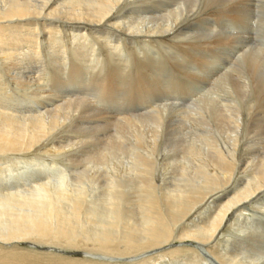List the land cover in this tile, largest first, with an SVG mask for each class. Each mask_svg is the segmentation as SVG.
<instances>
[{
  "label": "bare ground",
  "instance_id": "1",
  "mask_svg": "<svg viewBox=\"0 0 264 264\" xmlns=\"http://www.w3.org/2000/svg\"><path fill=\"white\" fill-rule=\"evenodd\" d=\"M52 42L60 43V51L52 52ZM58 52L62 59L55 61ZM3 55L11 62L9 72L15 70L12 80L25 84L37 104L23 119L24 114L19 119L0 111V154L19 155L17 163L26 165L8 166L0 176V208L24 212L0 211L11 218L0 233V248L47 240L64 248L84 245L89 254L83 261L41 260L3 248L0 264H186L190 251L199 255L191 264H264V0H0ZM34 64L52 67L50 77L46 71L27 75ZM207 90L215 96L202 99ZM131 112L138 115L116 117ZM132 148L144 166L137 172L140 187L149 195L140 225L121 228V190L110 196L115 221L97 231L93 223V233L76 226L86 196H77L70 215L62 210L69 205H57L65 196L54 201V193L63 198L66 187L80 186L87 172L100 182L108 171L86 168L69 181L65 170L56 180L39 178L45 174L40 151L43 158L64 154L69 166L83 164L87 156L88 167L114 165ZM180 153L190 155L194 166L183 164L164 214L152 196L158 188L154 166L159 157ZM120 175L107 178L111 187H122Z\"/></svg>",
  "mask_w": 264,
  "mask_h": 264
},
{
  "label": "rangeland",
  "instance_id": "2",
  "mask_svg": "<svg viewBox=\"0 0 264 264\" xmlns=\"http://www.w3.org/2000/svg\"><path fill=\"white\" fill-rule=\"evenodd\" d=\"M60 44V43H59ZM59 44H55V45H53V42H52V45H50V46H53L54 47V51H52V52H55V51H57V50H59L60 51V49H58L60 46H59ZM62 45V44H61ZM57 49V50H56ZM25 50V49H24ZM47 51H48V53L51 51L50 49H49V47H48V49H47ZM5 51H3V53H4ZM81 52H84L85 53V50L84 51H81ZM91 53V52H90ZM90 53H89V55H90ZM29 54H31V56H33L32 54V52L31 53H29ZM25 55V57H30V55ZM45 54H46V52H45ZM2 55V54H1ZM59 55V56H58ZM61 54L58 52L57 53V56H55V61L58 59H62V55L60 56ZM44 56V55H43ZM45 56H48V55H45ZM44 56V57H45ZM84 56H85V58H83V61H86V59H87V53H85L84 54ZM84 56H82V57H84ZM2 58L0 59V75L2 76V77H0V111H2V112H9V114L6 112V114H8V115H10L11 116V114L13 113V115L12 116H17V117H19V119H20V117H21V114H22V116H23V114H24V116L21 118V119H23L24 117H29L30 115H32V114H34L35 113V111H36V106H34V104L36 105L37 103H36V101H35V99H33V96H31L29 93H26L25 92V84L24 85H22V82L19 80V82H15L14 80H12V77H11V73H14L15 72V70H13L12 69V72L10 73L9 72V67H10V65H11V62H10V60H6V59H4V55L3 56H1ZM48 58H50V60H52V58H51V56L50 57H48ZM48 58H46V59H48ZM57 58V59H56ZM24 60L26 59V58H23ZM35 59L37 60V58H36V56H35V58H34V62H35ZM54 59V58H53ZM50 60H47L48 62L50 61ZM57 60V61H58ZM4 61V62H3ZM19 63L18 64H20V60L18 61ZM21 62H22V59H21ZM47 62V63H48ZM4 63V64H3ZM50 64H51V61H50ZM52 65V64H51ZM34 66H35V64H34ZM17 67L19 68V65H17ZM51 67V66H50ZM41 68V69H40ZM218 68V67H217ZM222 68V67H221ZM1 71H3V72H1ZM37 71H40V72H44V71H46L47 72V75H49V77H50V74L52 73V67H51V70H47L46 69V67L45 66H42L41 65V67H40V64L37 66H35V67H32L31 69H29L28 70V72H26V74L27 75H32V76H37V74L35 73V72H37ZM89 72H91V69H89L88 70ZM33 72L36 74H33ZM43 74V73H42ZM90 74V73H89ZM2 78V79H1ZM6 80V81H5ZM4 81V82H3ZM43 81V80H42ZM12 82H13V84H12ZM21 82V83H20ZM9 83H11L10 85L12 86V90L10 89L9 90V88H10V86H9ZM18 83H20V84H18ZM5 84V85H4ZM18 84V85H17ZM33 86V89L35 88L36 89V84L33 82V84H32ZM2 86V87H1ZM163 86H165V87H163V89H165V88H167V86H168V83L165 81L164 82V84H163ZM19 88V90H18V88ZM218 87V86H217ZM5 88V89H4ZM14 88V89H13ZM17 88V89H16ZM23 88V89H22ZM198 88H200V87H198ZM7 89V90H6ZM34 89V90H35ZM197 89V88H196ZM17 92V91H19V93L17 92V93H15V91ZM5 91V92H4ZM4 92V93H3ZM30 92V91H29ZM208 92V93H207ZM211 92V93H210ZM209 92V90H207L206 92H205V95H204V97L202 98V99H205V98H207L208 96H212V98L215 96V95H212L213 94V92L212 91H210ZM2 93V94H1ZM22 93V94H21ZM210 93V94H209ZM10 94H13V95H10ZM7 95H8V99H7ZM90 95V94H89ZM88 95V96H89ZM207 95V96H206ZM5 96V97H4ZM14 96H15V98H14ZM18 96H21V97H18ZM29 96V97H28ZM4 97V98H3ZM27 97V98H26ZM190 97V96H189ZM21 98V99H20ZM93 99V100H95L93 97H91V96H89V99ZM5 99V100H4ZM8 101H10L9 102V104L7 103V100ZM10 99V100H9ZM31 99V100H30ZM32 100H34V101H32ZM25 101V102H24ZM13 102V103H12ZM18 104H17V103ZM193 103V102H192ZM6 104H7V108L5 107L6 106ZM180 104V103H179ZM2 105V106H1ZM10 105V106H9ZM26 105H28V106H26ZM163 106L162 107H164V104H162ZM3 106H4V108H3ZM24 106V107H23ZM33 106V107H32ZM20 107V108H19ZM172 107H175V106H172ZM177 107V106H176ZM1 108H3V109H1ZM15 108V109H14ZM171 108V107H170ZM18 109H19V111H18ZM161 109H163V108H161ZM14 110V111H13ZM31 110V111H30ZM32 110H35V111H32ZM12 112V113H11ZM16 112V113H15ZM18 112V113H17ZM20 113V114H19ZM26 113V114H25ZM132 114L134 113V112H131ZM131 113H129V114H124L123 116H120V115H117L116 117L117 118H124L125 116L126 117H128L129 115L132 117V116H137L138 115V113H134L133 115H131ZM142 113V112H141ZM140 113V114H141ZM17 114H19V115H17ZM27 114H29V115H27ZM5 115V114H4ZM26 115V116H25ZM116 115V114H115ZM129 116V117H130ZM50 145H53V144H50ZM49 145V146H50ZM48 146V147H49ZM85 148V147H84ZM81 149V148H80ZM133 150V151H132ZM131 151H132V153H131ZM135 151H137L135 148H132V149H127L126 151H125V153H123V155H121V156H119L118 158H115V159H117V160H121L120 162L118 161L117 162V160L115 161L114 159H112V161L114 160V162H115V164L113 165H109V166H105L104 164H103V166H95V164L94 163H92L91 162V166L90 165H88V167L86 166L87 164H88V162H87V156H85V157H83V158H85L86 159V161L84 162V163H86V164H80V165H78V166H80L78 169H80V170H77L76 168L78 167V166H72V168H71V166H69L70 164L68 163V161H66V157H64V154L62 155V154H59L58 155V153H56L57 154V156H47V157H44L43 158V156H40V154H42L43 155V151H40V152H38L37 154H39V157H38V159H39V161H40V159H41V163H42V166H44L42 169L44 170V172H45V174H43L41 177H39V178H45V177H47V175H50V176H52V179L53 180H56L57 179V176H59L58 174L59 173H62L63 172V170H65V174H67V172H69L68 174H67V177L68 178H66L68 181L70 180V176H72L71 177V179H76L77 178V176L81 173H83L84 171L86 172V168H88V170H89V172H90V170L91 169H93V171L95 172L96 170H100V174H103L104 172H107L108 173V175L105 177V178H103V180L102 181H100V182H96V178L94 177L95 176V173L93 174V173H88L87 172V174H89V176H87V174H86V178L85 177H82V180H80L81 181V183L82 184H80V186L79 185H77L76 183H74V184H70V186L69 187H71L70 189L68 188V187H66V192H65V194H61L62 196H63V198L60 196V195H56L57 193H54L53 194V196H54V201L57 203V202H60V201H64V196H65V198H67L66 199V201H64V203L63 202H60V203H58L57 205H58V207L60 206V208L62 207L63 208V206H65V205H69L68 207L67 206H65V208H61L62 210H63V212L66 214V215H70L71 214V210H72V204L74 203V201H76V200H78V198L80 197V196H82L81 198H82V200H84V196H86L85 197V200L83 201L84 202V213L81 215V217L83 218V219H79V222L77 223V227L79 228V230H84L85 232L86 231H89V233H93L94 231V226L95 225H97L96 227H95V229H96V231L97 230H99V229H101L104 225H106V224H108V223H112L113 221H115V211H114V207H113V204L115 203L114 202V199H112L110 196H111V194L113 193L114 194V196H116L117 194V191L118 190H121L124 194H125V198L123 199V203H121V213L123 214V216H122V222H121V228H123L124 226H130L131 224L134 226H136L137 224H138V222H140V223H142L143 222V214H144V212L146 211V209L148 208V206H149V201L147 200L148 199V194L146 193V191H144L143 189H142V187H140V185L142 186V184H140V179H139V177L137 178V176L139 175V173H137V172H140L141 170H144V166H140V164H138L139 162L138 161H135V159H134V153H135V155H136V153L137 152H135ZM130 152V153H129ZM134 152V153H133ZM139 153V152H138ZM56 154H54V155H56ZM132 154V155H131ZM184 154L185 153H183V156H182V153H180V154H178V155H176V156H174L173 158L171 157V155H170V158H168V159H164V158H161V157H159L158 158V163H157V165L156 166H154V169H155V174H157V175H155L156 176V179L157 180H155L156 181V184H157V186H158V188L156 187V188H154L153 190H152V196H154V197H156L157 199H158V201L160 202V211H163V213L164 214H166V210H167V204H168V202H170V200L169 199H171V197L175 194V193H173V191H174V188H175V185L181 180V177H180V173H181V171L183 170V167H185L184 165H186V167L187 168H189V166L191 165V163H190V160H191V157H190V155H188V154H185V156H184ZM5 155V156H4ZM129 155H131V156H129ZM122 156L124 157V158H122ZM173 156V155H172ZM180 156V157H179ZM14 157H16V159L14 158ZM20 157L21 156H19V155H12V154H0V176H2L3 175V169H5L6 167H8V166H13L12 167V169L13 170H24L25 168H26V165H23L22 163H17L18 161H17V159L19 158L20 159ZM31 157V158H30ZM37 157L36 156H29L28 158V160H37ZM50 157H52V158H50ZM190 157V158H189ZM11 158H13L12 160H11ZM48 158H50V159H48ZM54 158H55V160H54ZM57 158V159H56ZM65 160H64V159ZM69 158V157H68ZM90 158V157H89ZM88 158V159H89ZM175 158V159H174ZM177 158H182V159H177ZM184 158H187V161H186V159H184ZM5 161H4V160ZM18 159V160H19ZM46 159V160H45ZM53 159V160H52ZM70 159V158H69ZM126 159V160H125ZM177 159V160H176ZM185 160V161H184ZM11 162V161H13V162H11V163H7V162ZM44 161V162H43ZM52 161H54V162H52ZM125 161V162H124ZM161 161V162H160ZM171 163H170V162ZM177 161V162H176ZM182 161H184V163L182 162ZM49 162V163H48ZM50 162H51V164H50ZM60 162V163H59ZM116 162H117V166H115L116 165ZM162 162H163V164H162ZM169 162V165L167 164ZM179 162V163H178ZM58 163V164H57ZM176 165H175V164ZM186 163V164H185ZM2 164V165H1ZM66 164V165H65ZM159 164V165H158ZM161 164V165H160ZM178 164V165H177ZM181 166H180V165ZM184 164V165H183ZM59 165V166H58ZM63 165V166H62ZM121 165V166H120ZM167 165V166H166ZM29 166V165H28ZM69 166V167H68ZM81 166H83V167H81ZM115 166V167H114ZM126 166H127V168H126ZM162 166V167H161ZM169 166V167H168ZM176 166V167H175ZM177 166H178V168H177ZM191 166H194V165H191ZM53 167H55V168H53ZM92 167V168H91ZM114 167V168H113ZM122 167H124V169L122 168ZM158 167V168H157ZM159 167H160V169H159ZM179 167H181V168H179ZM57 168V169H56ZM64 168V169H63ZM67 168H69V169H67ZM81 168H85V170H83V169H81ZM100 168V169H99ZM107 168H108V170H107ZM112 168H113V170H112ZM120 168V169H119ZM138 168H140L139 170H138ZM141 168H143V169H141ZM50 169L52 170V171H50ZM56 169V171H53V170H55ZM76 169V170H75ZM116 169V171L117 170H119V171H117V172H119V173H117V172H115L114 170ZM157 169H158V171H157ZM169 169V170H168ZM121 170V171H120ZM123 170V171H122ZM132 170V171H131ZM133 170H134V172H133ZM160 170V171H159ZM162 170H163V172H162ZM167 170V171H166ZM174 170V171H173ZM181 170V171H180ZM70 171H71V173H70ZM73 171V172H72ZM92 170H91V172H93ZM125 171H127V172H125ZM131 171V172H130ZM21 172H23V171H21ZM50 172V173H49ZM52 172V173H51ZM113 172H114V174H113ZM121 172H124L122 175H120V173ZM172 172V174H170ZM2 173V174H1ZM73 173V174H72ZM126 173V174H125ZM165 173V174H164ZM94 175V176H93ZM113 175H117L116 176V178L113 176ZM119 175L120 176H122V179L120 178V180L119 181H121L122 180V182H121V186L122 187H120V188H117L116 186H115V184L112 186V187H114V188H112L111 187V183H108V180H107V178H115V179H119L118 177H119ZM133 175H134V177H133ZM169 175V176H168ZM91 176H92V178L93 179H91ZM111 176V177H110ZM128 176V177H127ZM130 176H132V177H130ZM162 176V177H161ZM168 176V177H167ZM171 176V177H170ZM173 176V177H172ZM177 177V178H176ZM85 178V179H84ZM87 178H90L91 179V182H90V180L89 179H87ZM98 178V177H97ZM138 180H136V179ZM179 178V179H178ZM84 179V180H83ZM132 179H135V180H132ZM167 179H170V180H167ZM66 180V181H67ZM88 180V181H87ZM107 182H106V181ZM127 180V181H126ZM174 180H177V182L176 181H174ZM137 181V182H136ZM86 182V183H85ZM176 182V183H175ZM84 183V184H83ZM89 183H91V186H92V183H93V187H92V189L90 188L91 186H90V184ZM96 183V184H95ZM138 183V184H137ZM107 184H109V185H107ZM136 184V185H135ZM162 184V185H161ZM95 185V186H94ZM133 185H134V187H133ZM139 185V186H138ZM86 186H87V188H86ZM138 188H137V187ZM164 186V187H163ZM1 187V186H0ZM73 187V188H72ZM78 187V188H77ZM140 187V188H139ZM166 187V189L167 190H169L168 191V194H170L168 197V199H167V190L166 189H164ZM76 188V189H75ZM82 188H84V189H82ZM90 188V189H89ZM103 188V189H102ZM113 190H112V189ZM126 188V189H125ZM137 188V189H136ZM161 188H163V189H161ZM169 188V189H168ZM0 189H2V191L4 190V188H0ZM68 189V190H67ZM79 189V190H78ZM90 191H89V190ZM136 189V190H135ZM142 189V190H141ZM91 190H92V192H93V194H91L92 192H91ZM95 190V191H94ZM111 190H112V192H111ZM139 191L138 193H134V192H136V191ZM161 190H162V192H161ZM171 190V191H170ZM78 191H80V193H78ZM88 191V192H87ZM104 191H106V193L104 192ZM163 191H165V192H163ZM4 192V191H3ZM5 192H6V189H5ZM68 192H70L69 194H68ZM81 192H82V194H81ZM89 192H90V194H89ZM154 192H155V194H154ZM170 192V193H169ZM84 193V194H83ZM87 193V194H86ZM158 193V194H157ZM161 193V194H160ZM167 195H166V194ZM81 194V195H80ZM86 194V195H85ZM102 194H103V196H102ZM129 194V195H128ZM165 194V195H164ZM69 195V196H68ZM79 195V197H77ZM84 195V196H83ZM87 195H88V197H87ZM109 195V196H108ZM57 196H59V198L57 197ZM68 196V197H67ZM90 196V197H89ZM144 196H145V198H146V200H145V198H144ZM158 196H160V197H158ZM163 196V197H162ZM131 197V198H130ZM60 198H62V199H60ZM69 198H70V200H69ZM71 198L73 199V200H71ZM93 198V199H92ZM101 198V199H100ZM136 198V199H135ZM139 198V199H138ZM58 199L60 200V201H58ZM80 199V198H79ZM128 199V200H127ZM101 200V201H100ZM126 200V201H125ZM137 200V201H136ZM143 201V202H141V201ZM70 201V204L68 203ZM72 201V202H71ZM93 201V202H92ZM134 201H136V202H134ZM147 201H148V203H147ZM165 201V202H164ZM62 203V204H61ZM87 203V205H85ZM102 203V204H101ZM103 203H104V206H103ZM106 203V204H105ZM129 203H130V207H129ZM163 203V204H162ZM136 206H135V205ZM63 205V206H62ZM93 205V206H92ZM95 205H98V206H95ZM128 205V206H127ZM142 205H143V208H142ZM145 206V207H144ZM161 206H163V207H161ZM69 208V209H67V208ZM89 209H88V208ZM93 207H95V208H93ZM102 209H101V208ZM103 207H105V208H103ZM132 207V208H131ZM138 209H137V208ZM7 208H9V209H11V210H6ZM5 207L4 209H5V211H9L8 213L9 214H14V215H18V214H20L19 213V211L21 212V214H23L24 212H23V210H21V209H19L18 207H16L15 209H17L16 210V213H15V209H13L12 207ZM146 208V209H145ZM1 210L0 211H3L4 209L3 208H0ZM112 209V210H111ZM19 210V211H18ZM70 210V211H69ZM106 210V211H105ZM110 210V211H109ZM123 210V211H122ZM142 210H144V211H142ZM11 211V212H10ZM26 211H29L28 209H26ZM25 211V212H26ZM136 211V212H135ZM131 212H132V214H131ZM90 213V214H89ZM130 213V214H129ZM109 214H111V215H109ZM112 214H113V216H112ZM139 214V215H138ZM95 215V216H94ZM103 215V216H102ZM106 215L108 216L109 215V217H107V219L108 218H110V221L109 222H107L108 220L106 219ZM138 215V216H137ZM87 216V217H86ZM92 217V218H90V217ZM2 217V218H1ZM4 217H6V218H4ZM14 217H16V216H14ZM80 217V218H81ZM104 217V218H103ZM111 217H112V220H111ZM124 217H125V219H124ZM248 217V216H247ZM246 217V218H247ZM85 218H88L89 219V221H88V219H85ZM132 218V219H131ZM259 218V217H258ZM257 218V216H256V219H258ZM92 219V220H91ZM0 220L2 221H0V224L1 223H3V224H1L0 225V233L1 232H4V229L6 228V227H8V225H9V222H10V220H11V218H10V215H3V216H0ZM82 220V221H81ZM84 220H85V222H86V220H87V222H90L89 224L91 225V226H89V224L87 225V222H86V224L84 225ZM95 220V221H94ZM97 220V221H96ZM99 220H101V222L99 223ZM103 220V221H102ZM107 220V221H106ZM125 221V222H124ZM135 221V222H134ZM81 222H83L82 224H81ZM96 222V223H95ZM98 222V223H97ZM95 225H94V224ZM131 223V224H130ZM140 223L138 224V225H140ZM4 225V226H3ZM87 225V226H86ZM102 227H101V226ZM131 225V226H132ZM1 226H3V227H1ZM85 226V228L84 229H82V227H84ZM93 226V227H92ZM99 226V228H97ZM184 226V225H183ZM89 227H90V229H89ZM92 227V228H91ZM182 227V226H181ZM88 230H87V229ZM2 230V231H1ZM6 230V229H5ZM92 230V231H91ZM95 231V232H96ZM43 241H41V243H42ZM46 242V243H45ZM45 244L43 243V245H39L38 243H36L35 241H33V240H26L25 241V243L24 242H18V241H16V243H14V245L13 244H10V245H8V246H3V248H4V251H7L8 249H9V251H13V250H15V251H18V252H20V253H27L26 255H28V256H31V257H34V258H37V259H41L42 260V258H44L43 260H48V259H52V257L54 258V257H57V256H60V257H65V258H68V259H75V260H77V259H79V260H86V259H84L85 257H87V256H85V255H83V254H86L87 252L86 251H83V250H85V247L86 246H81V247H83L82 248V250H81V248L80 249H72V248H69V247H67V248H64V247H66L65 245H62L61 243H57V244H55V245H53V244H48V242L49 241H47V240H45ZM20 243V244H19ZM30 243V244H29ZM20 245V246H19ZM51 245H53V246H51ZM23 246V247H22ZM8 247V248H7ZM36 249H35V248ZM3 248H0V249H3ZM6 248V249H5ZM12 248H13V250H12ZM38 248H39V250H38ZM69 249H72L71 251H68ZM76 250V251H75ZM78 250V251H77ZM82 251V252H81ZM78 252V253H77ZM37 253V254H36ZM81 253V254H80ZM40 254H42V255H40ZM61 254H63V255H61ZM87 254H89V253H87ZM193 254H196V255H193ZM198 253H195V251H190L188 254H187V259L189 258L191 261H194V259L195 258H198V256L199 255H197ZM66 255V256H65ZM48 258V259H47ZM191 261H189V260H187V262H186V264H191L192 262Z\"/></svg>",
  "mask_w": 264,
  "mask_h": 264
}]
</instances>
